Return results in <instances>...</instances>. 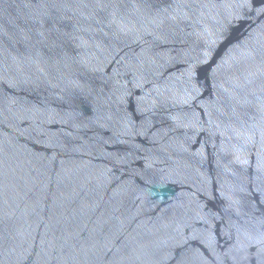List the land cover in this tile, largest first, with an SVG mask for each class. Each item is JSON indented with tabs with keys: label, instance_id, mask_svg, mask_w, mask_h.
<instances>
[{
	"label": "water",
	"instance_id": "obj_1",
	"mask_svg": "<svg viewBox=\"0 0 264 264\" xmlns=\"http://www.w3.org/2000/svg\"><path fill=\"white\" fill-rule=\"evenodd\" d=\"M0 264H264V0H0Z\"/></svg>",
	"mask_w": 264,
	"mask_h": 264
}]
</instances>
